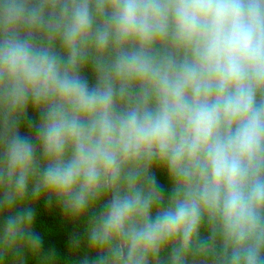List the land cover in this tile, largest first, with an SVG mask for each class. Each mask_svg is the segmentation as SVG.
<instances>
[{
    "label": "clouds",
    "instance_id": "9594fccd",
    "mask_svg": "<svg viewBox=\"0 0 264 264\" xmlns=\"http://www.w3.org/2000/svg\"><path fill=\"white\" fill-rule=\"evenodd\" d=\"M0 264H264V0H0Z\"/></svg>",
    "mask_w": 264,
    "mask_h": 264
},
{
    "label": "trees",
    "instance_id": "16d2710c",
    "mask_svg": "<svg viewBox=\"0 0 264 264\" xmlns=\"http://www.w3.org/2000/svg\"><path fill=\"white\" fill-rule=\"evenodd\" d=\"M55 240V238H53V241Z\"/></svg>",
    "mask_w": 264,
    "mask_h": 264
}]
</instances>
